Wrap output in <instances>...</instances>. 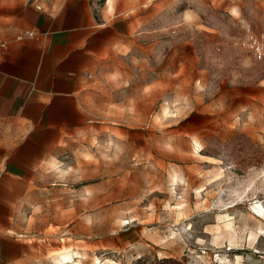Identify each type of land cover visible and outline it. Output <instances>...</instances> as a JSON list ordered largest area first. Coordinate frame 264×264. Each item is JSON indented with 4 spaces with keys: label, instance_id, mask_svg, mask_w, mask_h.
<instances>
[{
    "label": "rangeland",
    "instance_id": "1",
    "mask_svg": "<svg viewBox=\"0 0 264 264\" xmlns=\"http://www.w3.org/2000/svg\"><path fill=\"white\" fill-rule=\"evenodd\" d=\"M43 1L0 0V37ZM100 10L88 129L0 147V264H264V0Z\"/></svg>",
    "mask_w": 264,
    "mask_h": 264
},
{
    "label": "crops",
    "instance_id": "2",
    "mask_svg": "<svg viewBox=\"0 0 264 264\" xmlns=\"http://www.w3.org/2000/svg\"><path fill=\"white\" fill-rule=\"evenodd\" d=\"M98 1L44 0L0 37V147L14 157L49 156L88 129L86 88L113 38Z\"/></svg>",
    "mask_w": 264,
    "mask_h": 264
},
{
    "label": "built area",
    "instance_id": "3",
    "mask_svg": "<svg viewBox=\"0 0 264 264\" xmlns=\"http://www.w3.org/2000/svg\"><path fill=\"white\" fill-rule=\"evenodd\" d=\"M37 8H38V10L41 9L39 6H38ZM34 37H35V34H34V33H32V32H28V33H24V34H22V35H19V36L17 37V40H18V41H22V40H24L25 38H34Z\"/></svg>",
    "mask_w": 264,
    "mask_h": 264
},
{
    "label": "bare ground",
    "instance_id": "4",
    "mask_svg": "<svg viewBox=\"0 0 264 264\" xmlns=\"http://www.w3.org/2000/svg\"><path fill=\"white\" fill-rule=\"evenodd\" d=\"M256 213H258L260 216L264 215V208L262 205L258 204V206L255 208ZM69 258V257H68Z\"/></svg>",
    "mask_w": 264,
    "mask_h": 264
}]
</instances>
